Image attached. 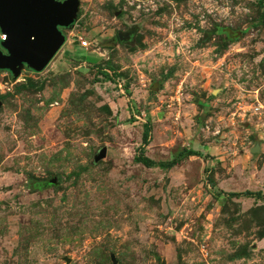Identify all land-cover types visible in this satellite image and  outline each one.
Returning a JSON list of instances; mask_svg holds the SVG:
<instances>
[{
  "label": "rangeland",
  "instance_id": "374dc122",
  "mask_svg": "<svg viewBox=\"0 0 264 264\" xmlns=\"http://www.w3.org/2000/svg\"><path fill=\"white\" fill-rule=\"evenodd\" d=\"M263 16L264 0H81L43 71L0 70V264H264V199L231 196L264 193ZM147 122L146 155L198 154L135 161Z\"/></svg>",
  "mask_w": 264,
  "mask_h": 264
},
{
  "label": "water",
  "instance_id": "95a60500",
  "mask_svg": "<svg viewBox=\"0 0 264 264\" xmlns=\"http://www.w3.org/2000/svg\"><path fill=\"white\" fill-rule=\"evenodd\" d=\"M80 5L81 0H0V31L6 35L1 41L0 70H9L15 78L24 66L43 71L66 43L63 28L74 26ZM119 35L126 40L122 32ZM106 154L103 147L96 159ZM57 183L55 175L44 184Z\"/></svg>",
  "mask_w": 264,
  "mask_h": 264
},
{
  "label": "trees",
  "instance_id": "16d2710c",
  "mask_svg": "<svg viewBox=\"0 0 264 264\" xmlns=\"http://www.w3.org/2000/svg\"><path fill=\"white\" fill-rule=\"evenodd\" d=\"M264 17V16H263ZM221 30H225V32L228 34L225 36L224 40H223V47H228L227 41L228 39H230L231 41L237 40L238 36H232L229 34L230 28H221ZM245 31H242V33H244ZM203 40H205V38H203ZM108 69H111L113 71L114 74H116L114 65L112 64L111 60H107V64L106 66H103L100 69V73H102L104 76H106L107 78H112V74H110V72L108 71ZM171 74H167L166 75V79L168 77H170ZM164 82V80H163ZM144 131H143V135H142V145L140 146L139 152L135 155L134 159L135 161L144 164L145 166L148 167H162V168H172L176 165H178L185 157L189 156V155H195L198 154L195 150H184L179 157H175L172 158L170 160H161V161H156L155 159L151 158L150 156L146 155L145 153V147L150 143V131H151V124L150 122H147L146 124H144ZM58 177V176H57ZM31 182L34 184H36L35 182V178L34 177H30ZM58 183H59V178H58ZM57 183V184H58ZM57 184H53V185H57ZM241 195H245V196H249V197H257V198H262L264 199V193H262L261 190L259 191H253V190H246L243 192H232L231 196L234 197H239Z\"/></svg>",
  "mask_w": 264,
  "mask_h": 264
},
{
  "label": "built area",
  "instance_id": "2783aa9c",
  "mask_svg": "<svg viewBox=\"0 0 264 264\" xmlns=\"http://www.w3.org/2000/svg\"><path fill=\"white\" fill-rule=\"evenodd\" d=\"M4 39H6V35L3 33H0V40H4ZM80 45L83 47H86L88 45V41L87 40H81Z\"/></svg>",
  "mask_w": 264,
  "mask_h": 264
},
{
  "label": "flooded vegetation",
  "instance_id": "af4514ba",
  "mask_svg": "<svg viewBox=\"0 0 264 264\" xmlns=\"http://www.w3.org/2000/svg\"><path fill=\"white\" fill-rule=\"evenodd\" d=\"M63 29H65V27ZM131 40H133V38H130L128 41H131Z\"/></svg>",
  "mask_w": 264,
  "mask_h": 264
}]
</instances>
